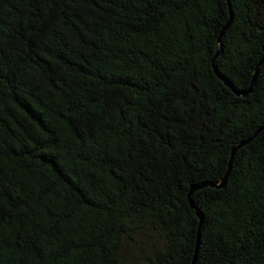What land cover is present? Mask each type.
<instances>
[{
	"label": "trees",
	"instance_id": "1",
	"mask_svg": "<svg viewBox=\"0 0 264 264\" xmlns=\"http://www.w3.org/2000/svg\"><path fill=\"white\" fill-rule=\"evenodd\" d=\"M194 255L264 264V0H0V264Z\"/></svg>",
	"mask_w": 264,
	"mask_h": 264
},
{
	"label": "water",
	"instance_id": "2",
	"mask_svg": "<svg viewBox=\"0 0 264 264\" xmlns=\"http://www.w3.org/2000/svg\"><path fill=\"white\" fill-rule=\"evenodd\" d=\"M230 21H231V20L228 21L227 25L224 27V29L222 30V32H223V31L227 28V26L230 24ZM221 53H222V47H221V44L219 43L218 51H217V53H216V55H215V57H214V60H215L216 57H218ZM214 67H215V65H214ZM214 69H215V68H214ZM219 77L222 78V79H224L221 75H219ZM225 82L229 84L228 81L225 80ZM237 94H240V93H237ZM243 94H245V93H243ZM233 152H234V151H233ZM190 194H191V193H190ZM192 206H193V205H192ZM193 207H194V206H193ZM197 213H198V215H199V210H198ZM199 216H200V219H201V215H199ZM197 245H198V243H197ZM196 251H197V248H196ZM195 255H196V253H195ZM195 255H194V258H193V261H192L191 264H194V262H195Z\"/></svg>",
	"mask_w": 264,
	"mask_h": 264
}]
</instances>
